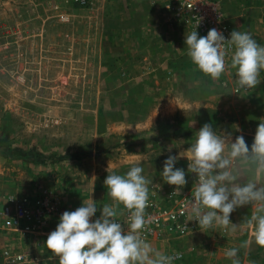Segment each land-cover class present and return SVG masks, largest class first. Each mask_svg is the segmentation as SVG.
I'll return each mask as SVG.
<instances>
[{"label":"rangeland","instance_id":"obj_1","mask_svg":"<svg viewBox=\"0 0 264 264\" xmlns=\"http://www.w3.org/2000/svg\"><path fill=\"white\" fill-rule=\"evenodd\" d=\"M216 1L231 32H251L264 45V0ZM167 4L0 0V211L16 190L48 186L65 211L93 199L94 221L112 203L108 167L124 174L137 161L153 182L150 195L158 192L166 206L162 195L176 186L163 180L164 161L186 151L205 123L233 142L258 127L264 72L252 89L239 87L231 67L218 80L205 75L187 55L191 30ZM252 101L262 106L255 116L248 112ZM188 164L180 157L175 167L186 172L180 192L192 194L197 174ZM251 212V204L237 207L230 220L242 224ZM58 223L19 246L27 254L22 264H59L45 244ZM191 223L183 238L148 241L167 254L182 252L174 264H232L226 250L251 239L239 249L241 264H264V247L246 225L229 232ZM0 264L19 263L0 257Z\"/></svg>","mask_w":264,"mask_h":264},{"label":"clouds","instance_id":"obj_2","mask_svg":"<svg viewBox=\"0 0 264 264\" xmlns=\"http://www.w3.org/2000/svg\"><path fill=\"white\" fill-rule=\"evenodd\" d=\"M185 43L191 61L211 79L218 80L231 67L236 69L240 88L252 89L261 83L264 45L251 32L233 30L231 38L226 39L216 28L206 36L193 30L186 35ZM180 157H187V171L198 177L193 199L187 202L188 221H198L201 230L223 228L229 232L246 225L252 229L255 243L264 247V118L251 148L242 135L233 142L205 123L186 151L164 161L163 180L176 186L171 196L180 194L187 184L185 170L175 167ZM107 171L104 183L112 203L103 204L100 217L94 221L98 209L93 199L83 200L74 211H64L56 229L47 237V249L59 257V264H174L179 257L155 248L145 235L152 222L146 209L150 206L149 185L153 182L144 175L141 163L137 161L124 174L111 171L110 167ZM247 204L252 205L250 217L242 224H234L230 214ZM121 205L128 211L124 223L118 219L123 215ZM250 242L251 239L239 248L226 250L232 264H241L239 249L247 248Z\"/></svg>","mask_w":264,"mask_h":264},{"label":"built area","instance_id":"obj_3","mask_svg":"<svg viewBox=\"0 0 264 264\" xmlns=\"http://www.w3.org/2000/svg\"><path fill=\"white\" fill-rule=\"evenodd\" d=\"M80 1L85 4V0ZM167 1V6L178 15V20L191 31L197 30L200 36H206L210 29L216 28L223 32L226 39L231 38L229 23L216 0ZM175 190L176 188L172 189L166 198L162 195L167 201L166 206L161 203L158 192L149 196L150 206L146 213L152 217V222L148 225L149 231L145 233L147 240L156 238L169 241L191 233L193 224L188 221L186 208L187 202L193 199L192 194L181 191L180 194L171 196ZM182 194V197H178ZM12 197L15 198L11 199ZM64 211L65 207L48 186L20 189L10 194L0 211V236L4 239L0 257L19 264L26 262L27 254L19 246L32 239H41L50 231L54 221L60 222ZM121 211L123 215L118 219L124 223L127 221L128 211L123 205ZM182 255V252L176 254L179 259Z\"/></svg>","mask_w":264,"mask_h":264},{"label":"crops","instance_id":"obj_4","mask_svg":"<svg viewBox=\"0 0 264 264\" xmlns=\"http://www.w3.org/2000/svg\"><path fill=\"white\" fill-rule=\"evenodd\" d=\"M254 102L255 101H252V103H251V110H248V112L251 116H255L257 113L260 112V109H262V108H260L262 106H259V107L254 106ZM255 109H257V110H255ZM262 118H264V117H262ZM247 128H249V129H247L245 131H241V132L244 133L243 137L245 138L246 143L248 144L249 148H251V145L254 142L255 133H256V130L258 127L248 126Z\"/></svg>","mask_w":264,"mask_h":264}]
</instances>
